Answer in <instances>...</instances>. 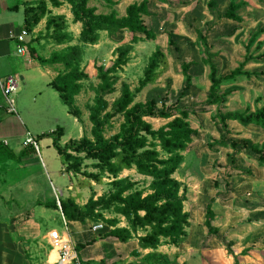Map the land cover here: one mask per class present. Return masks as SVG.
Listing matches in <instances>:
<instances>
[{
	"label": "rangeland",
	"instance_id": "rangeland-1",
	"mask_svg": "<svg viewBox=\"0 0 264 264\" xmlns=\"http://www.w3.org/2000/svg\"><path fill=\"white\" fill-rule=\"evenodd\" d=\"M117 1V5L109 6L103 0H90V5L96 6L99 13H108L115 9L119 15H125L129 4L141 0ZM208 1L151 0L149 8L152 15H145L144 18L153 26L156 38L134 44L127 64L118 70L120 79L116 84V90L107 94L106 98L112 104L121 93L122 83L126 82L135 91V102L154 98L159 107L163 104H179L191 111L188 120L197 129V133L193 135V141L188 148L183 151V160L174 174L186 187L184 209L190 214L191 225L187 228V236L178 246L165 245L164 249L170 251V253L166 252L170 261L174 264H188L189 260L190 264H235V260L231 262V256H235V252L240 254V250L244 249L243 253L253 250L258 256L257 259L262 262L264 261V165L259 164L258 155L251 150L240 149L234 154L236 162H232L231 155L234 152L231 147L219 145L210 147L209 143L224 136L235 139L240 144L246 139L255 143L262 142L264 129L255 124L244 126L236 120H230L228 123L231 133L226 134L220 124L212 118L217 107L206 103L211 82L208 77L209 68L202 62V47L198 43L196 30L200 29L207 35L213 46L211 51L216 53L215 61L221 74L230 73L245 62L250 52L254 54V57L245 64L244 70L256 71V75H242L236 82L223 85L222 90H231L232 93L226 97L222 107L223 110L249 109L255 112L264 105V58L260 56L264 53V31L249 48L247 43L254 32L264 29V0H245L247 4L239 10L243 17L240 23L219 16L225 12L230 0H217V6L213 8L209 7ZM61 11L64 20L59 30L47 29L45 22V34L38 35L40 44H45L44 47L39 48V52L42 56L51 57L68 45H81L80 67L87 73V77L82 80L83 88L76 96L79 114L71 113L59 92L50 85L57 74L64 70V65L60 63L45 65L44 76L40 70V63L30 60L29 48L27 47L25 54L18 53V41L13 39L9 52L0 57V78L4 80L8 76H14L18 80V91L14 95L16 110L9 111L10 103L0 86V137L7 138L9 148L13 151H18V147L30 145L33 148V151L30 150L32 156L36 157L41 165L34 166L36 181L39 183L36 188L38 193L34 195L28 193L22 195L23 198L33 199L40 196L45 200V189L49 187L53 199L74 196L81 204L86 203L92 195L95 198L108 195L115 189L112 184L114 178L102 172L101 181L98 182L82 173L77 174L64 169L62 172L73 174H70V178L65 175L62 182L58 181L56 174L61 175L63 161L53 144L58 132L53 131L57 127H62V145L70 139H78L85 135L91 137L89 106L94 102L95 89L100 82L98 67H111L118 56V48L129 43L132 34L121 30L116 36H109L106 31H102L97 43L84 44L79 40L82 24L73 20L70 6L65 4ZM20 14L23 12L21 11ZM19 23L21 24V19ZM236 26L237 30L232 33ZM63 33H68L72 41L67 40L59 44L56 36ZM170 33L176 44L170 42ZM259 42L261 46L256 48ZM158 47L164 51L167 63L162 65V72L155 82L136 91L144 77L149 57ZM193 60L197 64L190 69L193 77L191 86L185 89L186 79L182 64ZM147 120L158 128L169 119L147 117ZM122 121L121 114L113 117L106 135L117 133ZM29 134L36 141L38 149L34 144L25 143ZM93 163L92 159H86L82 171H98ZM247 170L252 171L251 174ZM53 171L56 173L54 174ZM122 177H129L135 181V188L143 189L145 193L150 192L152 178L140 174L135 166L123 169L119 173V178ZM256 183L258 186L253 187ZM243 185L252 186L253 189L246 190L242 188ZM62 190L64 194L61 193ZM248 192L258 199L257 208L247 202L249 197H252ZM211 201L216 213L213 224L220 230L216 235L209 234L205 226L206 207ZM23 202L7 201L5 205V199L0 201V222L10 223L14 218L19 221H15L13 225L20 227L31 222V216L23 214L26 211L35 212L36 218L43 215L42 232H37V237L33 238L35 229L31 227L28 230V234H32L31 239L24 249L26 260L28 258L30 264H44L36 253L41 252L42 249L45 253V244L48 245L47 242L45 243L46 231L49 232L51 243L53 230L49 231L50 228L65 230L62 212L59 209L60 214L57 215L54 210L47 209L45 216V209L42 214L38 207L33 211L32 201L24 204ZM104 212L107 217H118L119 226L127 223L125 217L122 219L120 214L110 210ZM139 233L144 232L139 231ZM131 247L128 245L126 249H119L126 251ZM50 249L55 251L52 244ZM137 250L138 254L134 251L133 256L137 255V261L145 264L146 249H143L139 243Z\"/></svg>",
	"mask_w": 264,
	"mask_h": 264
},
{
	"label": "trees",
	"instance_id": "trees-1",
	"mask_svg": "<svg viewBox=\"0 0 264 264\" xmlns=\"http://www.w3.org/2000/svg\"><path fill=\"white\" fill-rule=\"evenodd\" d=\"M103 1L109 6L118 4L117 0ZM150 1H135L128 5L125 15H119L115 9L108 13H99L96 6L90 5V0H50L55 7L65 3L71 5L73 20L82 24L79 40L84 44L97 43L102 31H106L109 36H116L119 31L125 30L132 34V38L129 43L118 48V56L111 67H98L100 82L95 89L94 102L89 106V119L92 123L91 137L85 135L78 139H70L62 145V127H57L53 131L54 133L58 132V135L54 137L53 144L63 164H66V170L77 174L82 173L98 182L101 181L103 173H108L114 178L112 184L115 189L108 195L97 198L92 195L84 204L78 203L74 196H68L59 197L61 208L57 199H53L52 202H47L45 205L52 209H60L67 223L68 221L86 222L90 220L97 222L101 220L112 227L104 236L116 237L121 242L138 238L142 248L152 249L145 255L147 264H174L170 261L167 253H161L158 249L164 244L178 246L187 236V228L191 225L190 214L184 209L186 187L174 176L183 160V151L188 148L193 141V135L197 133V129L188 120L191 111L179 104H163L162 107H159L154 98L135 102V91L126 82L122 83L121 93L112 104L106 98L107 94L116 90V84L120 79L118 70L127 64L134 44L156 38L153 26L148 24L144 18L145 15H152L149 8ZM159 1L168 2L169 0ZM246 4L245 0H230L225 12L219 16L240 23L243 21V17L239 10ZM208 5L210 8L216 7L217 0H209ZM47 10L45 1V16ZM30 11L34 12V9ZM40 18L41 15H34L33 21H27L25 28L31 31ZM63 20L64 17L61 15H51L46 20V28L59 30ZM236 30L237 26L232 33ZM263 31L264 29H258L251 35L247 48L258 40ZM196 32L198 43L202 47V62L209 68L208 77L211 82L206 103L217 107L212 118L220 124L226 134L231 133L228 123L230 120H236L244 126L255 124L264 128V105L255 112H251L249 109L246 111L223 110L222 107L226 97L232 93L231 90H222L223 85L236 82L242 75H256V71L244 70L245 64L254 57V54L250 52L245 62L230 73L221 74L215 61L216 53L211 51L213 46L207 35L200 29H197ZM67 40L72 41V37L68 33L56 36V41L59 44ZM170 42L176 44L172 33H170ZM260 46L259 42L256 48ZM81 49L79 44L68 45L62 51L55 52L51 57H45L38 54L33 47L30 48L32 57L41 64L60 63L64 65V70L57 74L50 85L59 92L70 112L75 115L79 114V109L76 107V96L83 88L82 80L87 77V73L80 67ZM260 56L264 58V53H261ZM166 63L164 51L160 47L156 48L149 57L144 77L136 91L155 82L162 72V65ZM194 64H197L194 60L182 64L186 79L185 89L191 86L193 77L190 69ZM117 114L123 116L120 129L117 133L107 136L106 131L112 124V118ZM147 117L169 120L155 128L147 120ZM215 145L231 147L234 152L231 155L232 162H236L234 155L236 152L240 149H247L256 153L260 165H264V141L255 143L246 139L243 144H240L237 140L224 136L213 139L209 143L210 147ZM1 152L17 157L8 145L0 141ZM21 153L23 154L24 151L22 150ZM86 159H92L93 166L98 171H82ZM133 166L140 174L152 178L150 192L145 193L143 189L135 188L136 182L129 177L119 178V173L123 169L133 168ZM248 172L251 174L252 171ZM108 210L125 217L127 226H119L120 219L118 217H107L104 211ZM215 216L211 201L206 207L205 226L209 234L216 235L219 228L213 224ZM139 231H143L144 234H139ZM94 241L95 239L86 243H78L76 245L78 253ZM135 253L138 254V250H135ZM235 264H240L237 258Z\"/></svg>",
	"mask_w": 264,
	"mask_h": 264
},
{
	"label": "crops",
	"instance_id": "crops-1",
	"mask_svg": "<svg viewBox=\"0 0 264 264\" xmlns=\"http://www.w3.org/2000/svg\"><path fill=\"white\" fill-rule=\"evenodd\" d=\"M45 1L47 3L48 8L46 16ZM65 4L59 7H55L51 4L50 0H0V57L6 55L9 52L11 41L13 39H16L12 35L17 34L20 29L25 28L27 21L32 22L34 19V15H41L40 20L31 29L30 36L28 37L29 42L26 44L29 48L30 60L32 59V62L38 61L32 57L30 48L33 47L37 51V53L40 54L39 48H41L42 46L44 47L45 44H40V37L38 35L45 34V22L49 16L62 15L61 9ZM69 6L71 10V5ZM31 9H34L35 14L34 12L30 11ZM21 11L23 12V14H20ZM71 14L73 16L72 11ZM20 19L21 24L19 23ZM40 67L42 74L45 76V65L40 63ZM260 128L264 129L262 127ZM6 140V137H0V141L4 142L6 145L9 146V142H7ZM22 150L24 151L23 154L21 153ZM30 150L33 151V148H31L30 145L26 147H18V151H13L15 155H17V157H13L5 152L0 153V201H3L5 199V205H7V201L14 202L15 200L19 203L23 201L25 203H29L32 201V208L34 209L33 211H35V208L38 207V210H40L43 214L45 209L46 216V210L51 209L54 210L58 215L60 214V210L52 209L45 205V203L53 201V197H51V189L48 190L49 187L45 189V200H43V198H41L40 196L33 199H25L22 197V195L28 193L30 195L38 193L36 188L39 183H37L36 181L37 175H35L34 166L41 165L37 158L32 156ZM234 165L236 166V164ZM46 167L47 165L45 163V169ZM64 169L65 164H63L61 168V175L56 174V179L60 182H62L65 175L70 178V174H73L72 172H62V170ZM53 173L55 174L56 172L53 171ZM48 175H50V173H48ZM257 186L258 185L256 183L253 187ZM53 187L57 189V187ZM253 187L243 185L242 188L246 190H251L253 189ZM61 193L64 194L63 190L61 191ZM248 194L252 196L251 192H248ZM247 202L250 203V206L252 207L257 208L258 206V199L254 198V196L249 197V200ZM28 213H30V215H28ZM34 213L35 212L31 211H26L25 213H23L29 217L31 216V222L26 226L17 227L16 225H13L15 221H19L14 218L13 222L10 223L9 221H4V223L0 222V264H30L29 259L27 258L26 260V252L24 249L26 248V244L29 243L31 239L30 236L32 235L31 233L28 234V230H30L31 227L34 228L35 230L33 238H36V233L42 232L41 221H43L44 218L43 215H40L38 216V218H36ZM122 219H124L123 216ZM25 222L26 221H24V223ZM92 224L93 222L90 220H87L86 222L68 221V229L65 227V230L61 231L57 228H50L49 231L53 230L52 232H57V234H59L61 237L69 236L76 245L78 243H86L87 241L95 239L92 244L87 245L79 252V255L84 263L88 262L93 264H142L137 261V255L133 256V252L138 248V239H131L127 242H121L116 237L104 236L105 233L111 230V226L105 225V227L100 229L99 231H93L91 229ZM122 225L127 226V223H123ZM48 234L49 232L46 231L45 243L47 242L48 245L45 244V253L42 249L43 251L41 250V252H37L36 254H38V258L44 264H58V253L56 250L54 251L50 249L51 243ZM128 245L132 247L126 251L119 249H126L125 247H128ZM165 245L167 244L161 245L158 251L161 253H170V251L164 249ZM168 245L171 246L173 244ZM151 250V248H146L144 252L147 254ZM243 251L245 250H240V254L235 252V256H231V262H234V260H236L237 258L240 264H264V261L261 262L259 259H257L258 256L256 253H254L253 250H249L247 253H243ZM190 262L191 261L189 260L188 264H190ZM145 264L147 263L145 262Z\"/></svg>",
	"mask_w": 264,
	"mask_h": 264
},
{
	"label": "built area",
	"instance_id": "built-area-1",
	"mask_svg": "<svg viewBox=\"0 0 264 264\" xmlns=\"http://www.w3.org/2000/svg\"><path fill=\"white\" fill-rule=\"evenodd\" d=\"M18 41L17 51L18 53L25 54L27 49V43L29 42L30 31L27 28L20 29L17 34L12 35ZM0 86L4 95L8 98L10 103L9 111L13 112L16 110L15 108V100L14 95L18 91L19 83L18 80L14 76H8L6 79L2 80L0 78ZM26 144H34L35 147L38 149V145L36 141L29 136L25 140ZM58 205L61 208L60 200L57 198ZM64 220V225L68 229V223ZM105 227L104 222H96L92 224L91 229L93 231H99L100 229ZM53 238L51 239V244L53 245L54 249L58 253V264H84L82 258L80 257L76 244L73 240L68 237H61L57 232H52Z\"/></svg>",
	"mask_w": 264,
	"mask_h": 264
}]
</instances>
